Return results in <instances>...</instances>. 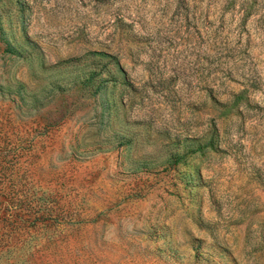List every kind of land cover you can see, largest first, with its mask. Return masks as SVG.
Here are the masks:
<instances>
[{"label": "rangeland", "instance_id": "rangeland-1", "mask_svg": "<svg viewBox=\"0 0 264 264\" xmlns=\"http://www.w3.org/2000/svg\"><path fill=\"white\" fill-rule=\"evenodd\" d=\"M0 132L46 264H264V0H0Z\"/></svg>", "mask_w": 264, "mask_h": 264}, {"label": "trees", "instance_id": "trees-1", "mask_svg": "<svg viewBox=\"0 0 264 264\" xmlns=\"http://www.w3.org/2000/svg\"><path fill=\"white\" fill-rule=\"evenodd\" d=\"M23 151H25L24 148L12 149L13 156H17L16 158L20 157ZM5 156L0 145V164ZM19 170L20 167L16 169L14 175L18 180L25 179L26 184H21L19 188L12 184L4 188L0 186V198H3L2 201L5 203L4 205L0 201V264H46L47 255L43 250L26 248V244L33 240L30 231L39 228L41 226L39 223L44 224L41 227L49 228L68 224L71 221L62 214L53 215V207L44 200L43 208L42 199L33 198L29 194L28 178L25 172L19 176ZM0 172H3L2 168ZM9 177L12 178V173Z\"/></svg>", "mask_w": 264, "mask_h": 264}]
</instances>
